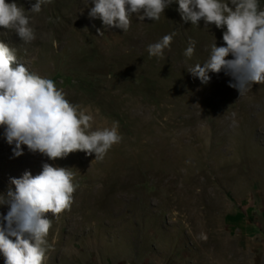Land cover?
Here are the masks:
<instances>
[{"label": "rangeland", "instance_id": "1", "mask_svg": "<svg viewBox=\"0 0 264 264\" xmlns=\"http://www.w3.org/2000/svg\"><path fill=\"white\" fill-rule=\"evenodd\" d=\"M17 3L29 10L35 0ZM89 6L51 0L27 13L31 43L0 29L19 62L88 110L93 130L118 121L122 136L103 159L77 151L50 160L26 146L14 157L0 126L5 201L10 178L35 176L44 163L75 173L70 209L46 214L44 264H264V84L240 95L223 71L207 84L194 78L186 68L208 58L215 38L223 45V30L185 23L177 3L158 21L132 16L128 31L103 35ZM172 32L164 58L150 56L147 46ZM189 38L196 48L187 59ZM9 207L0 205V218Z\"/></svg>", "mask_w": 264, "mask_h": 264}, {"label": "clouds", "instance_id": "2", "mask_svg": "<svg viewBox=\"0 0 264 264\" xmlns=\"http://www.w3.org/2000/svg\"><path fill=\"white\" fill-rule=\"evenodd\" d=\"M50 2L35 0L26 10L17 0L11 3L0 0V29L13 31L23 43H31L36 34L27 13H39ZM89 3V19L102 22L103 30L96 29L98 35L112 28L128 31L132 16L140 22L146 18L158 21L167 8L177 3V11L185 23L199 27L203 20L205 27L214 25L223 30V45L217 46L215 38L206 48L208 58L202 64L186 68L194 78L207 84L211 79L209 73L223 71L232 78L228 86L240 95L253 84H264V9L259 0H89ZM176 34H166L149 44L148 54L164 58V51L170 49ZM195 48L196 41L189 38L183 55L190 59ZM93 120L87 109L70 103L53 80L29 71L17 59L16 50L0 41V126L4 127L7 143L14 145V157L22 156L26 146L30 153H40L50 160L66 158L77 151L89 156L94 153L95 159H103L122 139L119 124L113 121L111 127L93 130ZM74 175L70 168L44 163L35 176L25 171L20 178H10L15 190L9 188L7 201L0 196V205L10 206L0 218L4 264H44L46 237L52 226V219L46 214L59 217L70 209L76 190Z\"/></svg>", "mask_w": 264, "mask_h": 264}]
</instances>
